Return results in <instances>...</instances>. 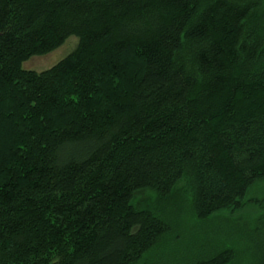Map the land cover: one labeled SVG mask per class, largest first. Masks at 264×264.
Masks as SVG:
<instances>
[{
    "label": "trees",
    "instance_id": "obj_1",
    "mask_svg": "<svg viewBox=\"0 0 264 264\" xmlns=\"http://www.w3.org/2000/svg\"><path fill=\"white\" fill-rule=\"evenodd\" d=\"M263 18L264 0H0V264H153L170 227L142 189L183 182L197 220L240 209L264 181Z\"/></svg>",
    "mask_w": 264,
    "mask_h": 264
},
{
    "label": "rangeland",
    "instance_id": "obj_2",
    "mask_svg": "<svg viewBox=\"0 0 264 264\" xmlns=\"http://www.w3.org/2000/svg\"><path fill=\"white\" fill-rule=\"evenodd\" d=\"M260 31L261 34L264 32L263 25ZM77 41V37L71 35L51 52L33 55L23 61L22 67L36 71L49 68L70 53ZM132 203L136 207L156 211L170 227L147 256L148 263L190 264L195 259L214 255L223 249L232 253L228 264L261 262L264 249V181L250 187L240 209L223 210L206 220L195 217L192 197L183 182L164 199L150 189L139 190L134 194Z\"/></svg>",
    "mask_w": 264,
    "mask_h": 264
}]
</instances>
